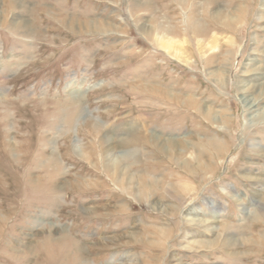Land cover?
Segmentation results:
<instances>
[{"label": "rangeland", "instance_id": "374dc122", "mask_svg": "<svg viewBox=\"0 0 264 264\" xmlns=\"http://www.w3.org/2000/svg\"><path fill=\"white\" fill-rule=\"evenodd\" d=\"M263 93L264 0H0V264H264Z\"/></svg>", "mask_w": 264, "mask_h": 264}, {"label": "bare ground", "instance_id": "6f19581e", "mask_svg": "<svg viewBox=\"0 0 264 264\" xmlns=\"http://www.w3.org/2000/svg\"><path fill=\"white\" fill-rule=\"evenodd\" d=\"M23 2V0H22ZM19 4V3H18ZM20 19V18H19ZM21 21V20H20ZM29 21V20H28ZM23 22V21H22ZM15 27V26H14ZM24 28V27H23ZM29 29V27L27 28V30ZM31 29V28H30ZM33 29V28H32ZM34 30V29H33ZM33 32V31H32ZM28 35V34H27ZM165 39H160V38H157L160 40V46L161 48H164L165 51L168 52V50L171 48L172 46V40L170 38H166V35L164 37ZM159 43V42H158ZM258 70V69H257ZM254 71V69H253ZM257 77V76H256ZM260 85V84H259ZM258 85V86H259ZM246 86V85H245ZM257 87V86H256ZM246 90V89H245ZM264 94V93H263ZM246 97V96H245ZM261 103V102H260ZM253 107H255L256 105L253 103H250ZM250 108V107H249ZM257 108V107H256ZM249 111V110H248ZM255 111V110H254ZM256 113V112H255ZM261 113V112H260ZM254 114V112H253ZM257 116V115H256ZM69 122V121H68ZM256 149V148H255ZM262 151L264 152V148L262 149ZM181 158V157H179ZM185 167V166H184ZM112 168V167H111ZM116 168V167H115ZM189 169V168H188ZM116 172V171H115ZM217 213V212H216ZM193 215V216H189V215ZM194 214H199V213H189V215H186L184 216L185 217V221L189 224V225H198V226H201L204 228L205 231H207L208 233H212V232H215V222L213 221H206L205 219H200L199 217H197V215H194ZM215 215V214H214ZM215 221V220H214ZM218 222V221H217ZM163 235V234H162ZM235 237L233 236H228L226 237L225 241H224V245L225 246H228V247H234V245H236V239H234ZM193 244H192V243ZM191 247L189 246V248H210L213 243H209V241H198V240H193L191 241ZM187 247V246H186ZM195 250V249H194ZM240 252V251H239ZM236 255V252H234Z\"/></svg>", "mask_w": 264, "mask_h": 264}]
</instances>
